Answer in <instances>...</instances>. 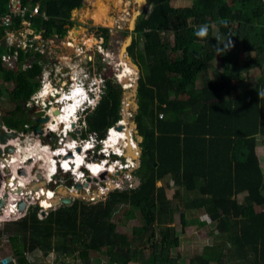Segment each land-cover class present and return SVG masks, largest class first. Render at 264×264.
<instances>
[{
    "label": "trees",
    "instance_id": "1",
    "mask_svg": "<svg viewBox=\"0 0 264 264\" xmlns=\"http://www.w3.org/2000/svg\"><path fill=\"white\" fill-rule=\"evenodd\" d=\"M9 1L0 0V15L8 12ZM20 1L35 35L44 40L65 38L75 25L72 12L84 2ZM147 2L151 11L138 19L136 38L128 47L140 69L135 122L143 140L135 173L141 183L116 188L92 204L76 198L44 218L35 206L24 217L5 222L0 239L11 241L17 264H43L29 256L39 250L60 258L78 252L84 259L91 251L102 252L117 264H186L173 255L181 245L174 224L177 212L182 230L193 222L208 226L201 219L204 214L216 221L211 231L216 242L187 264H264V173L256 151L257 137H264V0H193L179 8L172 6L173 0ZM37 5L39 15L31 18ZM21 21L15 20L12 28L21 27ZM201 25L209 26L205 38L195 35ZM7 29L0 25V78L14 84L7 96L13 107L3 109L2 117L7 127L19 130L47 61L34 47L26 51L9 45L3 40ZM109 31L97 29L105 46ZM15 52L18 68L9 69L3 57ZM255 69L260 77L249 83L244 74ZM123 92L115 79L104 81L101 100L86 117L83 138L93 133L105 139L121 121ZM3 96L0 87V102ZM159 180L163 185H157ZM240 193H246L243 200ZM123 205L127 217L138 211L142 219L132 234L118 233L111 221Z\"/></svg>",
    "mask_w": 264,
    "mask_h": 264
},
{
    "label": "rangeland",
    "instance_id": "2",
    "mask_svg": "<svg viewBox=\"0 0 264 264\" xmlns=\"http://www.w3.org/2000/svg\"><path fill=\"white\" fill-rule=\"evenodd\" d=\"M192 2L193 0H173L172 6L177 8L189 7L192 5ZM151 8L152 7L148 5V3L146 4L145 0L143 4H141V0H84L83 7L75 9L72 12L71 21H74L75 25L70 28L65 38L61 40L47 39L43 43L44 40L41 35H34L36 28H33L31 23H29L28 26L26 25L25 36L18 35L17 38H15V41L20 43H23L28 38H31L36 44L43 43L45 47L44 51H47V62L44 68L45 78L47 82L52 84L51 86H57L58 88L61 86L64 87V89L61 90L63 92L73 90L76 84H72V82L75 83L77 80L82 81L84 84L89 83L88 86H91L94 82L97 84L101 83V86L103 85V80L115 79L120 82L123 87L124 92L121 104L122 119L120 124L122 125L124 120H128V128L130 124L134 125V129L129 128L132 133L131 146H134L126 157L123 155L125 154V150H123L122 159L118 160V162H122V165L128 164L129 162L132 169L125 171L124 169L128 167L121 169V164L115 163L116 170L114 169L115 171L111 172V174L106 172L100 173L97 179H94L93 174H90L92 179L89 180L88 183L93 187V191L91 193L85 190L75 192L79 199L85 200L90 204L104 200L109 192L116 188H120L125 182H129L134 186L137 184L135 180L138 175H136L135 172L139 167L138 162H135L138 160V157H141L142 150L140 144L143 140L137 132L135 122V116L138 113V98L136 92L138 77L135 78L131 73L126 72L121 64V59L131 65L134 64L128 54V47L132 45L135 39V28L137 27L138 19L142 16L149 15ZM92 14L98 15L93 25L90 24L91 20L94 21L92 19ZM76 26L80 27L78 31L75 30ZM99 27H105L110 30L109 42L106 46L103 44V38L97 36L98 33L96 32V28ZM20 28H23L22 24ZM12 32L16 31L14 30ZM243 58H245L244 55ZM90 60L92 61L91 64L88 62ZM215 65L218 67L220 62L216 61ZM133 66L136 68L137 74L139 75V67ZM244 75L249 79V83L254 84L260 77V71L255 69ZM13 85V83L3 84L0 80L1 89L5 94L0 105L4 106L5 109L11 106L13 107V104L8 101L7 97ZM36 109L37 108L34 107V110ZM55 109H57V106H55ZM55 109L52 110V113ZM52 116L60 121L57 116ZM51 125H53V121H51ZM62 125L61 122L58 128L60 129ZM73 136L75 138L78 137L76 133L73 134ZM107 140L105 141V147L107 146ZM106 152L109 153L110 151L106 149ZM113 154L114 153H111V155ZM129 155H131V158H128ZM257 155L264 173V137L262 136L257 137ZM95 156L99 158V154L96 153ZM116 160V157L112 158L109 162V166L116 162ZM32 161L33 159L27 163L28 166H30ZM139 161H141L140 158ZM132 163H135L134 167ZM94 164L98 165L97 162ZM35 166L41 167L43 164L37 165L35 161L33 167ZM163 183L162 180H159L157 185L161 186ZM173 191L174 187L167 188L169 197H172ZM66 193V190L62 188L58 196L62 197L63 194L68 195ZM194 195L195 194H192V196ZM245 195L246 193L239 194V200H243ZM42 204L46 208H49L53 205V202L45 200L42 201ZM52 209H55V207L49 208V211ZM126 211L127 206H120L113 214L111 221L116 224L115 230L118 233L132 234L134 226L142 224V219L138 211L133 217H127ZM193 216V214H189V217ZM175 218L174 224L181 238V245L173 250V255L179 256L180 261L187 264L193 256L201 253L207 244H212L214 241L216 242V236L211 233L212 229L216 226V221H212L208 214H204L201 215V219L207 220L208 226H199L198 223L193 222V224L182 230L179 212L176 213ZM2 224L3 223H1L0 226H2ZM220 240L222 239H218L217 241ZM12 250L11 241H9L6 236L1 238L0 261L5 256L12 255ZM56 254L57 253L53 252L49 256H45L42 251L39 250L35 253H29V256H31L32 261L42 262L43 264H60L62 260L67 259V255L65 258H60L56 256ZM146 254H150V250H147ZM70 256L72 257L68 256V264H117L110 262L102 252L91 251L88 259L81 258L78 252ZM129 264L141 263L134 261ZM211 264L217 263L212 262Z\"/></svg>",
    "mask_w": 264,
    "mask_h": 264
},
{
    "label": "built area",
    "instance_id": "3",
    "mask_svg": "<svg viewBox=\"0 0 264 264\" xmlns=\"http://www.w3.org/2000/svg\"><path fill=\"white\" fill-rule=\"evenodd\" d=\"M27 12L28 9L23 6L20 0H11L8 3V12L4 15H0V25L11 29L15 20L17 19L22 20V25L24 23L29 24L30 22L25 18ZM39 12L40 6L37 5L29 13L30 17L32 18L39 15ZM43 17L44 19H47V16L45 14H43ZM25 31L26 29L24 28H20V30L16 32L8 31L6 37L9 45L21 47L26 51L29 47H34L35 52L44 53L45 47L43 43L46 40L43 39V36L42 39L44 41L40 44H35L31 38H28L23 43L15 41V38H17L18 35L25 36ZM18 57V52H15L13 55L4 56L3 60L5 62V66L9 69H17ZM26 66L27 65H25V67ZM51 85L52 84L50 82H47L45 74L43 73L41 88L31 97L30 101H28L26 104L27 108L34 109L35 107L38 108V110H35L33 114L29 115L31 121L27 124L25 123L22 127V130L17 131L14 129H10L4 124V122L1 126L0 131H4L7 133L15 132L17 133V138L8 139L6 143H2L0 140V204L1 200L4 199V203L0 208V224H4L8 221L18 220L24 217L35 206H39V210L37 212L38 217H46L49 213V208H57L58 206L52 205L51 207L46 208L42 204V200L37 197H40L38 196L39 193H44V190H46L47 193L49 192V190H51L54 195L56 194V191L60 192V190L64 188L67 192L66 194L68 195H63L62 197L72 196L73 200L78 198V196L74 192L85 190L86 192L91 193L93 191V187L90 185V183H88L87 186H83L81 189L76 187L77 182L83 183L84 180L85 182L87 181L90 169L88 166L89 163L99 161L102 163H109L110 159L112 160V158L116 157L117 160L112 165H114L115 163L121 164V169H124L125 167L127 168L129 165L127 163L125 165H122V162H118V160L122 159V151L119 153L120 155L117 154L118 157L111 156L110 153H107L106 157H103L104 160L95 156L96 152L94 151V149L96 147L97 136L95 134H90L88 138L82 137L83 132L87 131L88 126L84 120L80 121L81 117H76L75 115H73L74 122L72 123V125L74 126L70 127L69 129H66L65 126L63 129H61L62 126H60V129L58 131H51L52 129L48 130L49 122H46L43 127V134L36 135L34 133V131L32 130V126L34 125V123L32 121L33 119L40 117L39 114L47 113L50 116L51 120V118H53L51 116V111L55 109V106H57V108L62 107L61 111L64 109V106H61L60 103H58L59 99L56 98L57 93H60L63 87L61 86L58 88L57 86L55 87ZM48 86H50L52 96H54L55 98L53 100L50 98L46 99L44 97V92L48 90ZM0 118H3L1 110ZM120 123L121 122L119 121L118 124ZM113 128L109 130V133ZM75 133L78 135L77 138L73 136V134ZM8 146L14 147L15 151L13 153H6V149ZM78 147H80V151L77 150ZM44 150L51 151L50 155L52 156L54 161H56L55 163H53L54 166L50 167L47 173H45L44 169L33 167L35 164L34 159L31 162L30 166H28L27 164L32 155H34L36 158H40L44 154ZM75 151L81 152L85 156V164L81 170L83 171V173H81L82 176H76L74 169L68 170L66 167V164H69V166L73 167V156L75 154ZM113 153L116 154L115 151H113ZM15 158L20 160L16 163L11 164V161ZM137 162L139 167V157L135 163ZM135 163H132L133 167ZM112 165L109 166V168H111ZM85 168L88 169L85 170ZM21 169H24L26 174L19 173ZM35 169H38V171L35 172ZM127 169L129 170L130 168ZM38 174H42L43 179H40L38 177ZM21 177L24 178L21 179ZM78 178L82 181H79ZM35 182L40 183V186L38 188H34ZM18 188H20V193L12 194V192H15ZM21 200L26 201V206L23 211H20L18 207V204Z\"/></svg>",
    "mask_w": 264,
    "mask_h": 264
},
{
    "label": "bare ground",
    "instance_id": "4",
    "mask_svg": "<svg viewBox=\"0 0 264 264\" xmlns=\"http://www.w3.org/2000/svg\"><path fill=\"white\" fill-rule=\"evenodd\" d=\"M143 3H144V0H141V4H143ZM97 18H98V15H93L92 14V19L94 20L93 22H95L97 20ZM75 41H73V42H75ZM121 64H122L123 68L126 70L127 73H131L135 78L138 77L137 76L138 75L137 74V70H136V68L133 65L127 63L123 59H121ZM47 89L51 91L50 86H48ZM48 90H46L44 93L47 94V95L48 94L51 95L52 94V91L50 92ZM83 94H84V92L81 91L80 89H78L77 88V85H75L73 87L72 93L69 94L70 96H65V94H62L63 96L61 97V99L58 100V103H60L61 106H64V109L61 111V108L62 107H59V109L58 108L55 109L53 113L51 111V114L54 115V116H57V118L60 121H58V123H57V121L55 120V118L51 115L53 117V118H51L52 121H53V125L50 124L49 127H48V130H51L52 129L51 131H58L59 130L58 127L61 124V122H62V124L65 122V125L68 124L67 126H65L66 129H69L70 127H72V123L74 122V120H73V118H74L73 114L76 112V108H75V105L73 104V102L76 99H78L79 96H81ZM127 121L128 120H124L123 121V123H122L123 128L121 130H118L116 128H113L112 129V131L109 134L110 137H109V139L107 140V143H106V145H107L106 146V149L108 151H110V152L111 151L112 152L115 151L116 154H119L121 151L125 150V154H123L125 157H126V155L128 153L131 152V148H133V146H134V145L131 146V139H132V136L131 135H132V133H131V130L129 129V128L134 129V125L133 124H130V127L128 128L129 124H128ZM63 128H64V126L62 125L61 129H63ZM43 152H44V154L40 158H36L34 155H32L30 157V160L34 159L36 161L37 165L43 164V166H41V167H36L35 166V168L44 169L45 173H47L49 171V168L50 167H53L54 166L53 163H55L56 161H54V159L50 155L51 151L44 150ZM73 157H74L73 167L69 166V164H66V167H67L68 170L74 169V171L76 173V176H82L81 173H83V171H81V170L83 168L84 157L85 156H84L83 153L78 152V151H75V154H74ZM128 158H131V155H129ZM19 160L20 159H16L15 158V159H13L11 161V164L16 163ZM30 160L28 162H30ZM94 163H89V165H88L89 168H90L89 169V171H90L89 175L90 174H93L94 177L99 176V174L100 173H103V172H106V173L111 174V172H113V171L116 170V166L115 165H112V167L109 168V163H107V162L102 163V162L99 161V162H97L98 165L97 164H94ZM128 164H130V163L128 162ZM128 168L132 169V167L130 165H128ZM23 178L24 177H21V179H23ZM78 180L79 181H82L79 178H78ZM43 192L44 193H42V192L39 193L38 196H40V197H37V198H40L42 201L47 200V201L53 202L54 201V198H56L55 194L53 195V192L51 190H49L48 193H47L46 190H44ZM14 193H20V188H18L15 192H12V194H14Z\"/></svg>",
    "mask_w": 264,
    "mask_h": 264
},
{
    "label": "clouds",
    "instance_id": "5",
    "mask_svg": "<svg viewBox=\"0 0 264 264\" xmlns=\"http://www.w3.org/2000/svg\"><path fill=\"white\" fill-rule=\"evenodd\" d=\"M208 31H209L208 25H201L199 27L198 31L195 32V35L199 38H205L208 35ZM225 50H227V46H225ZM218 51H220V49H218ZM72 84H76L77 88L84 92L83 95L79 96L78 99H76L73 102V104L75 105V108H76V112L73 115H75L76 117H81L80 121L84 120L86 122V117L88 116V114H90L92 111L95 110V108L97 107V105L100 101V97H101V94L103 92V85L100 86L101 83L97 84L96 82H94V84H91V86H88L89 83L84 84L82 81H78V80L75 83L72 82ZM103 84H104V80H103ZM63 89H64V87H63ZM70 92H72V90H68L67 92L60 91V93H57L56 98L61 99V97L63 96L62 94H65V96H70L69 95ZM44 97L46 99H49V98L52 100L55 99L54 96H52V94L51 95L45 94ZM109 134L110 133L108 131V135ZM108 135L105 139H98L97 138V140H96V147H95L94 151L97 154H99V158H101L102 160H104L103 157H106V154H107L106 147H105V141L108 139V137H109ZM78 148L80 149V147H78ZM89 153H90V151H89ZM109 153L111 154L113 152L111 151ZM111 156H117L118 157L117 154H113ZM110 161H111V159L109 160V162ZM140 163H141V161H140ZM84 164H85V162H84ZM84 164H83V166H84ZM139 167H140V165H139ZM86 169H88V168H85V170ZM125 171H128V169H126ZM89 173H90V171H89Z\"/></svg>",
    "mask_w": 264,
    "mask_h": 264
},
{
    "label": "water",
    "instance_id": "6",
    "mask_svg": "<svg viewBox=\"0 0 264 264\" xmlns=\"http://www.w3.org/2000/svg\"><path fill=\"white\" fill-rule=\"evenodd\" d=\"M145 1H146V4H147L148 3L147 0H145ZM90 24L93 25L94 22L91 20L90 21ZM75 29L76 30H79L80 27L79 26H76ZM133 65H135L138 68V66L136 64H133ZM138 71H139V68H138ZM138 79H139V75H138V78H137L136 92H138V90H137L138 89ZM49 121H50V116L49 115H46L44 117H37L36 119H33L32 122L34 123V125L32 126V130L34 131V133L36 135L37 134H43V132H44V130H43L44 124L46 122H49ZM2 124H3V120H2V118H0V129H1ZM72 126H74V125H72ZM114 128H116L118 130H121L123 128V126L121 124H118ZM0 132H1V134H0V140H1L2 143H6L8 141V139H15V138H17V133H15V132H11V133H7V132H4V131H0ZM137 132H138V130H137ZM141 139H143V138L141 137ZM14 151H15V148L12 147V146H8L7 149H6V153H13ZM78 151H80L79 148H78ZM36 171H38V169H35V172ZM19 173L26 174V172H25L24 169H21L19 171ZM38 177L40 179H43L42 174H38ZM91 179H92V177L89 175L87 177V181L86 182H83V183L77 182L76 183V187H78L79 189H81L83 186H87L88 185V181L91 180ZM94 179H97V177H94ZM135 181L137 182V184L135 186L132 185V184H130L129 182H125V184H123L120 187V189L121 190H128L130 188H136V187H138L140 185V183H141L140 178L137 176ZM39 186H40V183H38V182H35L34 183V188H38ZM58 192L59 191H56V194H55L56 195V198L53 201V205L54 206H60L62 204H67L68 205V204H71L73 202L72 196L59 197L58 196ZM3 203H4V199L1 200L0 208L3 205ZM25 206H26V201L25 200H21L19 202V204H18V207H19V210L20 211H23L24 208H25ZM0 264H17V263H16V260L14 259L13 255H8V256H5L4 258L1 259Z\"/></svg>",
    "mask_w": 264,
    "mask_h": 264
},
{
    "label": "crops",
    "instance_id": "7",
    "mask_svg": "<svg viewBox=\"0 0 264 264\" xmlns=\"http://www.w3.org/2000/svg\"><path fill=\"white\" fill-rule=\"evenodd\" d=\"M11 1V0H10ZM9 1V2H10ZM26 25L28 26V24H26V23H24L23 24V28L25 29L26 28ZM19 31L20 30V27L19 28H11V29H7L6 30V32H5V35H4V37H3V40L4 39H6L7 40V33H8V31ZM0 44H1V42H0ZM42 55H44L45 57H47V51H44V53H42ZM45 62V61H44ZM89 64H91V63H89ZM45 66H46V62H45V64H44V68H45ZM27 67V66H26ZM44 71H45V69L43 70V73H44ZM42 76H43V74H42ZM0 80L2 81V79L0 78ZM2 83H3V81H2ZM4 84V83H3ZM9 84V83H8ZM1 87V86H0ZM13 87H14V85H13ZM13 89V88H12ZM63 100V99H62ZM61 100V101H62ZM100 100H101V97H100ZM2 101V100H1ZM100 102V101H99ZM98 106V105H97ZM3 109H5V107L4 106H1L0 105V110L1 111H3ZM26 109H27V113H28V116H26V117H21L20 118V120H21V126H20V129L19 130H17V131H20V130H22V127H23V125L26 123H29L30 121H31V118H29V115L30 114H33L34 112H35V110L34 109H30V108H27L26 107ZM37 110H38V108H37ZM93 112V111H92ZM2 120H3V118H2ZM56 120V119H55ZM57 121V123H58V120H56ZM58 125V124H57ZM63 125L64 126H67V125H65V122L63 123ZM9 128V127H8ZM16 130V129H15ZM256 151H257V149H256ZM241 194V193H240ZM67 257V259H68V256H66ZM69 257H72V256H69ZM67 259L65 260V264H68V262H67Z\"/></svg>",
    "mask_w": 264,
    "mask_h": 264
},
{
    "label": "flooded vegetation",
    "instance_id": "8",
    "mask_svg": "<svg viewBox=\"0 0 264 264\" xmlns=\"http://www.w3.org/2000/svg\"><path fill=\"white\" fill-rule=\"evenodd\" d=\"M100 28V27H99ZM102 28H105V27H102ZM97 29L98 28H96V32H97ZM106 29H108V28H106ZM136 29V28H135ZM76 30V29H75ZM76 31H78V30H76ZM135 34H136V32H135ZM137 35V34H136ZM136 35H135V38H136ZM98 36V35H97ZM109 37H110V31H109ZM44 39V38H43ZM51 39V38H50ZM54 39H57V40H61V39H58L57 37H55V38H52V40H54ZM132 40V39H131ZM104 42V41H103ZM104 44V43H103ZM131 58V57H130ZM132 59V58H131ZM89 63H91L92 61L90 60V61H88ZM133 62V61H132ZM134 63V62H133ZM37 110V109H36ZM46 115H48L47 113H44V114H39V116L40 117H44V116H46ZM51 121H52V119L49 121V125L51 124Z\"/></svg>",
    "mask_w": 264,
    "mask_h": 264
}]
</instances>
